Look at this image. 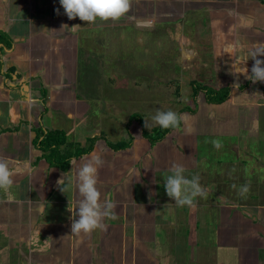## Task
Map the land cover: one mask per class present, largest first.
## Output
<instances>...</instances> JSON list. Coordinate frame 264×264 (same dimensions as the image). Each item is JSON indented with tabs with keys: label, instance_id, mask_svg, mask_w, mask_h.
<instances>
[{
	"label": "crops",
	"instance_id": "crops-1",
	"mask_svg": "<svg viewBox=\"0 0 264 264\" xmlns=\"http://www.w3.org/2000/svg\"><path fill=\"white\" fill-rule=\"evenodd\" d=\"M154 1H162L165 14L172 13V8L180 9V17L193 11L204 14L199 20L209 34L199 27L197 33L205 37L180 35L179 42L186 48L185 56H197L196 64L205 67L212 63L213 80H224L225 86L232 88L231 98L223 104H207L201 94L196 113L182 120L183 126L172 137L152 147L139 138L129 150L113 152L98 142L87 157L96 154L105 163H115L104 175L99 168L98 183H105L97 184L101 200L110 198L116 204L115 218H105L102 230L72 234L81 199L76 172L84 161L72 162L63 173L43 159L35 138L47 129L61 130L66 137L70 132L68 141L83 147L88 138L103 135L109 141L100 128L101 121H110L103 120V114L90 116L85 95L78 94L79 87L88 89L79 84L75 73L83 49L79 38L83 21L78 17L69 20L59 0H0V31L12 41L10 49L0 51V157L6 158L16 173L11 188L0 189V264H264V181L259 182L264 179V99L257 97L254 83L244 92L237 89V85L250 82L243 72L247 68L251 75L254 60L249 52L264 44V3ZM135 6V26L153 19L154 7L150 16L144 12L136 16ZM73 25L80 28L71 30ZM229 44L243 47L226 52ZM257 58L264 60V56ZM259 83L264 89V82ZM202 84L221 89L214 82ZM42 89L47 92L46 105L41 102ZM227 105L239 110L236 123L220 114L223 110L228 115L231 107ZM54 123L66 128H55ZM205 123L221 128L224 139L215 147L217 155L220 149L232 157L217 164L213 161L215 166L211 164L208 174H199L207 195L195 199V208L179 207L167 196L164 182L173 164L182 165L189 179L194 176L193 163L200 154L195 135H202ZM227 123H231L229 128ZM242 124L243 140L238 131ZM229 135H235V141H227ZM250 139L259 140L256 147L249 144ZM254 179L262 186H254ZM60 180H66L64 192ZM245 186L252 198L236 202L234 196Z\"/></svg>",
	"mask_w": 264,
	"mask_h": 264
},
{
	"label": "rangeland",
	"instance_id": "rangeland-1",
	"mask_svg": "<svg viewBox=\"0 0 264 264\" xmlns=\"http://www.w3.org/2000/svg\"><path fill=\"white\" fill-rule=\"evenodd\" d=\"M146 4L151 5L146 7ZM162 4V1L154 0L131 1L130 10L118 20H97L91 24L83 21L81 23L82 28L79 32V38L81 37V42H83V49H81L83 53L80 52L75 73L79 76V84L86 85L84 87L88 89L83 90L79 87L78 94L80 97L85 95V99L88 102L87 106L90 107L88 109L90 116L100 117L103 114L105 117L102 115V119L110 121V124L107 121H101L100 128L108 135L110 142L126 141L125 139L128 137L124 127L132 113L141 114L144 125L150 130L157 126L152 120L157 109L163 111L172 110L177 113L178 110L185 107L193 108L191 81L200 83L214 82L220 84L221 88L226 85L224 80L218 83L213 80V75H211L212 63L205 67L196 64L197 56L191 58V52L188 53L191 57L185 56L186 48L183 50L179 42L180 35L194 37L196 34H200L205 37V34H209L207 26H204L205 23L201 19L199 20L204 14L193 11L187 12L180 17L177 15L180 9L176 10V8H172V13L165 14V8ZM134 5H136V16H140L143 12L150 16L151 8L154 7L156 9L152 15L153 19L150 17L152 19L151 22L153 24L154 22L156 23L154 28L135 26L133 22L135 21V16L132 15ZM167 5L170 7L169 11H171L170 3L167 2ZM208 17L204 18L208 19ZM199 27H203L201 29L206 33H197V28ZM204 39L206 40V38ZM202 45H204L203 42L198 43V47ZM201 50L203 49L201 48ZM206 50L204 56L208 55V49ZM85 52H88V56H85ZM200 58L202 59L203 56H200ZM211 87L215 86L211 85ZM199 102L201 103V100ZM227 107H231L227 112L228 115L226 116L223 110L220 114L236 123V115L239 110L234 108L235 106L227 105ZM190 115L192 114L185 113L183 121H186L189 118L187 116ZM102 119L100 118V120ZM45 124L47 125V121ZM230 124L227 123L228 128ZM54 126L60 129L66 128L62 127L60 123H54ZM198 126L200 127L201 125L198 124ZM198 126L196 129H198ZM204 127L200 137L194 134L200 152L196 157L195 163H193L196 165V169L193 171L194 176L199 174H201L200 176H205L210 171L211 164L215 166L213 161L217 164L226 162L229 157H232V154L221 153L220 149H218L217 155V150L212 144L213 140H219L220 144L222 143L224 137L220 135L221 128L216 127L214 129L208 123H205ZM254 127L257 129V126ZM244 128L243 124L238 128V131L242 134L241 140L245 137L243 135L245 134ZM67 135L68 140L71 141L70 132ZM252 135H257V133H252ZM235 137V135H229L227 136V141H235ZM257 141L259 140L250 139L249 144L251 145L253 142L256 147ZM238 152H241V150ZM257 155L256 153L255 156ZM240 158H243L242 153H240ZM260 164L262 165V163ZM260 164H256V168L261 167ZM102 166L100 168H103L101 172L104 175L110 171V168L111 170L113 169L112 166H115V163L104 162ZM223 167L225 165H222ZM235 168L237 170V167ZM99 176L100 170L98 172V181H100ZM115 181H118V178ZM262 181L264 179L259 182ZM253 182L256 187L257 185L262 186L255 179ZM104 183L99 182L98 184ZM262 187L261 194L264 195V185ZM233 188L235 187H231V191ZM247 192L244 194L238 193L239 196L242 195V198L234 196L235 194L231 196L237 198L235 199L236 202H240V199L247 200L252 198V192ZM212 195L215 194L213 193ZM116 228V226H111L113 231Z\"/></svg>",
	"mask_w": 264,
	"mask_h": 264
},
{
	"label": "clouds",
	"instance_id": "clouds-1",
	"mask_svg": "<svg viewBox=\"0 0 264 264\" xmlns=\"http://www.w3.org/2000/svg\"><path fill=\"white\" fill-rule=\"evenodd\" d=\"M59 2L69 20L78 17L87 24L95 23L97 20H118L131 7V0H59ZM56 13L59 14V9H56ZM63 27L68 28L67 25ZM79 28V25H73L70 29L77 30ZM240 47L243 46L229 44L226 46V52L235 51ZM249 56L254 60V64L251 68V75H247V68H243L246 78L254 83L257 81L264 82V60L257 58L264 56V44L254 46L253 50L249 52ZM183 118L182 115L172 110L157 109L152 120L161 128L168 129L179 128ZM212 144L217 148L221 146L219 140H213ZM83 161L76 172V190L81 199L76 206L78 212L75 213L79 218L73 219L71 224L72 234L102 230L105 228L103 223L105 218H115L116 204L110 198L102 201L101 192L97 187L98 172L104 163L103 160L99 155L93 154L90 158H83ZM169 171L171 175H168L164 182L167 196L175 201L176 206L195 208V199L207 195V190L200 184L199 175L189 179L184 175L186 169L180 164H173ZM15 174L8 160L0 157V189H10L14 183L12 178ZM66 180L58 181L63 192L67 190ZM247 191L246 186L241 188V194Z\"/></svg>",
	"mask_w": 264,
	"mask_h": 264
},
{
	"label": "trees",
	"instance_id": "trees-1",
	"mask_svg": "<svg viewBox=\"0 0 264 264\" xmlns=\"http://www.w3.org/2000/svg\"><path fill=\"white\" fill-rule=\"evenodd\" d=\"M264 3L263 0H260ZM0 51L3 48L10 49L12 45L11 38L3 31H0ZM2 48V49H1ZM12 73L13 70H10ZM251 83H246L242 86H238L237 89L240 92H244L249 89ZM258 84V88H257ZM192 89L193 108L185 107L181 109L178 114H195L197 111V100L202 94L207 104H223L230 100L232 88L225 86L221 89L215 90L211 87L203 85L197 81L190 82ZM257 97L264 99V89L260 85L259 81L255 82ZM41 102L46 105L47 92L41 90ZM183 126L181 121L179 128ZM179 128H168L163 129L159 125L151 128L150 130L145 127L143 123V116L137 112L132 113L124 127L125 133L128 138L126 141L110 142L103 135L100 137L88 138L86 145L83 147L81 144L76 142H69L66 134L61 130H44L39 132L37 138H35L36 146L42 151V157L46 162L52 166L59 168L63 173L68 172L72 162L82 160L94 151V148L98 142L102 143L103 146L113 152H122L129 150L138 141L139 138L147 141L150 147L156 143L162 141L166 137L173 136Z\"/></svg>",
	"mask_w": 264,
	"mask_h": 264
},
{
	"label": "water",
	"instance_id": "water-1",
	"mask_svg": "<svg viewBox=\"0 0 264 264\" xmlns=\"http://www.w3.org/2000/svg\"><path fill=\"white\" fill-rule=\"evenodd\" d=\"M138 27H147V26H152L153 23L151 21H139L136 23Z\"/></svg>",
	"mask_w": 264,
	"mask_h": 264
}]
</instances>
